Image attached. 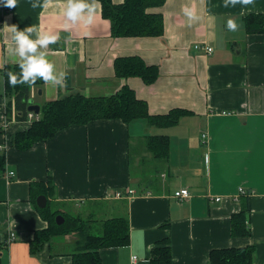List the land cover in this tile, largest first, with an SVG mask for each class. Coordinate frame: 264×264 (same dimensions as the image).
Segmentation results:
<instances>
[{
	"label": "crops",
	"instance_id": "1",
	"mask_svg": "<svg viewBox=\"0 0 264 264\" xmlns=\"http://www.w3.org/2000/svg\"><path fill=\"white\" fill-rule=\"evenodd\" d=\"M222 4L166 0L147 10L163 15L162 36L114 38L100 2L93 25L65 29L66 0H52L44 9H33L30 0H17L10 9L0 0V145L6 141L2 126L10 99L4 70L18 59L6 26L23 30L36 25L60 37L45 51L56 71L67 73L66 86L42 81L32 86L31 97L40 107L69 93L109 97L128 86L152 115L188 111L173 126L102 119L73 125L26 151L11 147L0 152L6 155V171L0 175V264H72L77 234L33 250L36 232L48 227L37 208V198L46 194L52 209L55 205L64 213L99 222L129 220L130 244L101 249L102 264H133V256L138 257L135 264H150L152 248L165 239L173 264H210L213 250L250 246L253 264H264V31L249 32L246 19L252 15L264 22V0H255L243 14L240 5ZM183 6L193 8L199 21L190 25ZM228 18L237 21L238 31L227 29ZM196 45L213 47V52ZM128 56L158 66V80L146 85L138 77H117L115 60ZM27 128L16 121L9 133ZM161 135L170 141L165 159L155 158L147 147L148 137ZM9 171L15 172L13 178ZM32 186L43 192L34 196ZM181 189H188L190 197L177 198ZM214 197L223 200H210ZM244 210L246 236L233 233L234 217ZM139 229L144 230L143 243ZM11 233L16 240L5 245ZM63 240L68 250H63Z\"/></svg>",
	"mask_w": 264,
	"mask_h": 264
},
{
	"label": "trees",
	"instance_id": "2",
	"mask_svg": "<svg viewBox=\"0 0 264 264\" xmlns=\"http://www.w3.org/2000/svg\"><path fill=\"white\" fill-rule=\"evenodd\" d=\"M99 2L103 18L111 23V35L114 38L159 37L164 33L163 15L148 13L147 10L162 6L166 0H124L121 4H115L113 0H99ZM246 19L249 32L264 31V22L261 18L250 15ZM114 66L117 77H138L146 85H153L160 76L158 66L148 65L139 56L117 58ZM7 71L16 73L19 72V67L17 64H12L6 66L4 70L6 96L10 98L7 101L6 113L10 119L14 115L18 122H25L28 120L32 86L23 84L12 87L5 75ZM41 81L38 79L36 84ZM187 114L188 111L184 109H173L168 114L152 115L147 102L139 99L136 91L128 86L122 87L115 95L109 97H86L81 93H69L45 103L41 107L40 119L13 136L12 147L26 151L34 144L46 142L73 125H85L96 120L119 119L128 124L138 119H146L149 125L167 127L176 125ZM147 147L157 159H165L169 156L170 141L167 136L148 137ZM5 171L6 155L0 154V175H3ZM32 188H34V196L43 192L38 186H32ZM37 208L42 218L48 222V227L36 232L32 243L34 251L45 242H52L56 237L77 234L79 240L72 253V264H102L101 249L130 244V222L125 217H115L99 222L96 219H86L81 215H71L52 209L50 201L44 209L38 206ZM245 212L247 211L244 210L234 217V234L244 236L250 234L244 224ZM58 215L65 217L62 225L56 223ZM237 217L239 218L235 221ZM240 218H243V223L239 221ZM92 222L96 223L92 224ZM95 225L96 228H94ZM253 254L252 246L217 249L211 251L209 263L253 264ZM150 264H173L168 239L156 243L152 248Z\"/></svg>",
	"mask_w": 264,
	"mask_h": 264
},
{
	"label": "clouds",
	"instance_id": "3",
	"mask_svg": "<svg viewBox=\"0 0 264 264\" xmlns=\"http://www.w3.org/2000/svg\"><path fill=\"white\" fill-rule=\"evenodd\" d=\"M52 3V0H30V5L33 9L47 8ZM99 0H66L64 16L66 19L65 29H69L74 25H80L87 29L93 25L95 21L96 9ZM255 0H223L222 7L235 8L240 5L246 9L249 5L254 6ZM3 4L7 8H16L17 0H3ZM182 13L187 18L189 24L198 22L200 17L195 10L188 6L182 7ZM11 33V39L14 43L13 54L18 57L16 63L19 67V72L7 71L5 73L9 85L16 87L17 85L27 84L33 86L36 81L42 80L46 85L54 87H65L67 73L57 72L55 65L47 59L46 49L51 44H56L60 37L57 34L42 32L36 25L25 27L23 30H18V26L13 25L8 27ZM226 27L229 31H238L240 25L233 18H228ZM85 36H90V31L84 32ZM138 233L143 243V229H139ZM133 260L136 257H132ZM145 264L147 262L145 261Z\"/></svg>",
	"mask_w": 264,
	"mask_h": 264
},
{
	"label": "built area",
	"instance_id": "4",
	"mask_svg": "<svg viewBox=\"0 0 264 264\" xmlns=\"http://www.w3.org/2000/svg\"><path fill=\"white\" fill-rule=\"evenodd\" d=\"M6 10H7V9H6ZM8 10H9V9H8ZM196 48H197V49H203V50H205L207 53H212V52H213V47H210V46H208V45H205V46H202V45H196ZM39 119H40V115H37V114H35V113H33V112H29V114H28V120L25 121V123H26V124L28 125V127H29V126H31V124H32L34 121H38ZM16 121H17V120H16V118H15L14 115H12V118L10 119V118L8 117L7 113L5 114L4 122H3V126H2V127H3V130L7 133V136H6V138H5L6 141H5L2 145H0V152H4V153H6L7 150H8L9 148L12 147V138H13V136L10 135L9 130H10V127L13 125V123L16 122ZM202 138H203V142L206 143L207 135H206V134H203V137H202ZM14 176H15V172H13V171H9V172H8V177H9V178H13ZM129 193L132 194V193H134V192H133V191H129ZM240 194H242V195H246V191H245V189L240 188ZM190 195H191V193H190V191H189L188 189H181L180 191H178V192L175 193V196H176L177 198H180V199H187V198L190 197ZM116 196H117V197H121L122 194H121L120 192H118V193L116 194ZM210 200H213V201H215V202H220V201L223 200V198H222V197H214V198H210ZM233 200H238V196H235V197L233 198ZM15 240H16V234H15V233H11V234L9 235V237H8V238L6 239V241H5V245H8V244L14 242ZM133 257H136L135 260L132 259L133 264H135V263L137 262V260H138V257H137V256H133Z\"/></svg>",
	"mask_w": 264,
	"mask_h": 264
},
{
	"label": "water",
	"instance_id": "5",
	"mask_svg": "<svg viewBox=\"0 0 264 264\" xmlns=\"http://www.w3.org/2000/svg\"><path fill=\"white\" fill-rule=\"evenodd\" d=\"M42 91H39V93H41ZM28 111L29 112H33L37 115H40L41 113V107L40 105H37L34 103L33 99H30V105L28 107ZM48 204V198L45 195H40L37 198V206L41 209H44ZM65 222V217L63 215H58L56 217V223L58 225H62Z\"/></svg>",
	"mask_w": 264,
	"mask_h": 264
},
{
	"label": "rangeland",
	"instance_id": "6",
	"mask_svg": "<svg viewBox=\"0 0 264 264\" xmlns=\"http://www.w3.org/2000/svg\"><path fill=\"white\" fill-rule=\"evenodd\" d=\"M55 205H54V207H53V209H55ZM57 208V207H56ZM58 208H60L61 209V207H58ZM66 211H69V210H67L66 209ZM74 214V213H73ZM75 215V214H74ZM99 221V220H98ZM96 222H92V224H95ZM94 228H96V225L94 226ZM64 241V244L62 245V248H63V250H68L69 249V246H68V244H67V241L66 240H63Z\"/></svg>",
	"mask_w": 264,
	"mask_h": 264
}]
</instances>
